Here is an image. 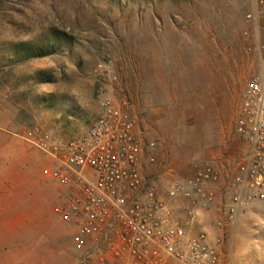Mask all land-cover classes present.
<instances>
[{
	"label": "rangeland",
	"instance_id": "rangeland-1",
	"mask_svg": "<svg viewBox=\"0 0 264 264\" xmlns=\"http://www.w3.org/2000/svg\"><path fill=\"white\" fill-rule=\"evenodd\" d=\"M253 1L0 0V264H57L59 250H74L73 228L55 213V160L29 134L59 148L86 134L99 92L116 89L111 76L142 136L159 142L147 176L240 161V93L258 69L245 21ZM216 218L201 223L212 229ZM224 256L264 264V200L240 217Z\"/></svg>",
	"mask_w": 264,
	"mask_h": 264
},
{
	"label": "built area",
	"instance_id": "built-area-1",
	"mask_svg": "<svg viewBox=\"0 0 264 264\" xmlns=\"http://www.w3.org/2000/svg\"><path fill=\"white\" fill-rule=\"evenodd\" d=\"M245 21L258 69L240 93L236 164L211 158L183 178L172 166L147 176L159 142L142 136L117 76L113 92H99L100 115L83 136L59 148L48 134H29L55 160L52 177L63 195L55 213L74 230L78 264H226L240 217L264 200V0L253 1ZM213 211L209 229L201 221Z\"/></svg>",
	"mask_w": 264,
	"mask_h": 264
},
{
	"label": "crops",
	"instance_id": "crops-1",
	"mask_svg": "<svg viewBox=\"0 0 264 264\" xmlns=\"http://www.w3.org/2000/svg\"><path fill=\"white\" fill-rule=\"evenodd\" d=\"M58 252H60V255L57 256L59 259L57 264H61V262L62 264H78L77 255L69 245L65 246L64 250H59ZM44 264L47 263L45 262Z\"/></svg>",
	"mask_w": 264,
	"mask_h": 264
},
{
	"label": "trees",
	"instance_id": "trees-1",
	"mask_svg": "<svg viewBox=\"0 0 264 264\" xmlns=\"http://www.w3.org/2000/svg\"><path fill=\"white\" fill-rule=\"evenodd\" d=\"M20 46L22 47V46H25V45H24V44H21ZM24 57H25V58H24L25 61H28L27 56H24ZM25 61H24V62H25ZM8 69H9L8 71L11 72V69H10V68H8ZM9 72H8V74H10ZM0 86H3V84H1V82H0Z\"/></svg>",
	"mask_w": 264,
	"mask_h": 264
}]
</instances>
